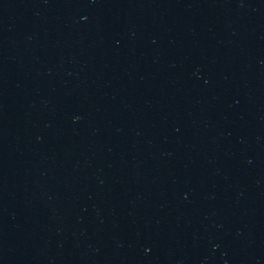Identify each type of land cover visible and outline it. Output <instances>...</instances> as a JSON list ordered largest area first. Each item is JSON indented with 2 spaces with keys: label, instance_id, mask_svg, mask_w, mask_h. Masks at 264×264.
Returning a JSON list of instances; mask_svg holds the SVG:
<instances>
[{
  "label": "water",
  "instance_id": "obj_1",
  "mask_svg": "<svg viewBox=\"0 0 264 264\" xmlns=\"http://www.w3.org/2000/svg\"><path fill=\"white\" fill-rule=\"evenodd\" d=\"M0 264H264V0H0Z\"/></svg>",
  "mask_w": 264,
  "mask_h": 264
}]
</instances>
